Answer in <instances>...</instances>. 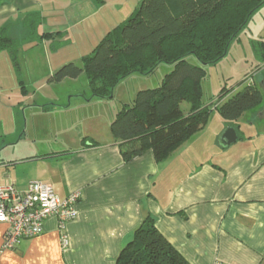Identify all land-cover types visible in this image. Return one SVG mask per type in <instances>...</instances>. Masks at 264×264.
<instances>
[{
    "label": "crops",
    "instance_id": "obj_1",
    "mask_svg": "<svg viewBox=\"0 0 264 264\" xmlns=\"http://www.w3.org/2000/svg\"><path fill=\"white\" fill-rule=\"evenodd\" d=\"M139 2L0 0V31L8 27L12 38L21 36L15 34H24L26 20L36 14L38 30L60 37L76 28L105 35ZM252 21L251 52L243 60L251 75L246 72L244 80L252 78L254 86L256 80L264 91V71L255 72L262 56L252 51L264 42V7L247 25ZM245 28L230 46L244 38ZM13 96L12 123L0 128V185L24 192L31 182H42L60 199L78 194V215L63 230L48 219L38 237L12 250L1 249L7 228L0 224V264H115L146 216L189 264H264L263 101L235 124L211 111L162 162L151 151L125 162L110 134L115 107L108 100L59 104L35 100V92ZM228 127L238 137L224 146L220 136Z\"/></svg>",
    "mask_w": 264,
    "mask_h": 264
},
{
    "label": "trees",
    "instance_id": "obj_2",
    "mask_svg": "<svg viewBox=\"0 0 264 264\" xmlns=\"http://www.w3.org/2000/svg\"><path fill=\"white\" fill-rule=\"evenodd\" d=\"M263 6L264 0H141L126 21L108 31L81 58V68L64 65L52 80L61 82L84 74L91 98L109 100L122 80L148 76L160 66L171 68L157 88L139 91L131 104L116 108L110 123V134L125 162L147 151L162 162L205 124L211 111L235 124L261 103V92L248 83L235 94L222 89L217 103L205 106L201 82L204 67L225 57ZM40 22L36 14L28 17V38L60 36L59 32L38 35ZM17 46L8 27L2 29L0 53L6 51L13 57ZM252 51L264 62V42L253 44ZM183 103L188 105L187 113L181 109ZM115 264L189 263L158 232L154 219L146 216L120 249Z\"/></svg>",
    "mask_w": 264,
    "mask_h": 264
},
{
    "label": "rangeland",
    "instance_id": "obj_3",
    "mask_svg": "<svg viewBox=\"0 0 264 264\" xmlns=\"http://www.w3.org/2000/svg\"><path fill=\"white\" fill-rule=\"evenodd\" d=\"M254 27L255 24L253 25L252 21L245 28L244 38L241 37L239 43L230 46L227 55L222 60L215 65L204 67L205 76L201 82L204 105L213 107L222 89L229 93L233 91L235 94L253 80L252 78L244 80L246 72H248L246 77H250L251 72L244 70L247 66L244 67L243 60L249 58L247 55L251 52V46L247 45V42L252 40ZM44 33L47 32L37 31L38 35ZM104 33L96 29L79 30L76 28L64 34V37L58 36L51 40H41L34 35L28 38L27 31H24V34H15L21 36L14 37L18 46L13 57L6 51L0 53V128L5 131L12 123L9 109L10 99L19 93H28L31 97V94L35 92L33 99L42 102L54 99L59 104H65L67 100L81 103L91 99L92 91L84 74L76 79H64L61 82H54L52 75L57 69L69 63L81 68V58L95 48ZM80 53L83 56H78ZM189 62L194 63L193 60ZM52 67L54 70L50 72ZM170 71L171 68L168 66H160L148 76L133 75L124 79L114 88L111 99L107 102L115 107V110L123 105H129L139 91L157 88L163 77ZM241 82H243L242 85H239ZM255 84L261 92L263 101L261 102L264 104V91L260 90L256 80ZM187 108V104L181 105L182 111Z\"/></svg>",
    "mask_w": 264,
    "mask_h": 264
},
{
    "label": "built area",
    "instance_id": "obj_4",
    "mask_svg": "<svg viewBox=\"0 0 264 264\" xmlns=\"http://www.w3.org/2000/svg\"><path fill=\"white\" fill-rule=\"evenodd\" d=\"M264 71V62L255 72ZM79 195L72 194L60 199L51 185L31 182L27 190L20 192L11 184L0 185V224L6 226L2 239V250L15 249L22 241L38 237L44 223L55 219L58 229L77 218L76 202ZM62 237V243H66Z\"/></svg>",
    "mask_w": 264,
    "mask_h": 264
},
{
    "label": "water",
    "instance_id": "obj_5",
    "mask_svg": "<svg viewBox=\"0 0 264 264\" xmlns=\"http://www.w3.org/2000/svg\"><path fill=\"white\" fill-rule=\"evenodd\" d=\"M224 146H231L237 141V133L233 127L226 128L220 136Z\"/></svg>",
    "mask_w": 264,
    "mask_h": 264
}]
</instances>
